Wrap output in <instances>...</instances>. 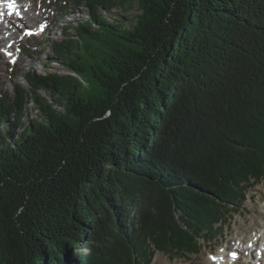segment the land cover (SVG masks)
Here are the masks:
<instances>
[{
	"label": "trees",
	"instance_id": "trees-1",
	"mask_svg": "<svg viewBox=\"0 0 264 264\" xmlns=\"http://www.w3.org/2000/svg\"><path fill=\"white\" fill-rule=\"evenodd\" d=\"M76 1L68 72L0 99V264L199 253L264 180V0ZM134 5L129 27L103 15Z\"/></svg>",
	"mask_w": 264,
	"mask_h": 264
},
{
	"label": "rangeland",
	"instance_id": "rangeland-1",
	"mask_svg": "<svg viewBox=\"0 0 264 264\" xmlns=\"http://www.w3.org/2000/svg\"><path fill=\"white\" fill-rule=\"evenodd\" d=\"M34 1L38 6L37 12H34L38 18L29 17L19 26L15 22L12 23L10 27L13 31H17L16 33L23 31L24 34L14 40L16 43H12V40L3 42L5 46L14 45L12 56L9 57L7 51L0 50V99L4 101L8 97H15L16 86L29 87L27 73L66 74L68 69L53 57L54 42L66 39L65 32L74 34L72 27L88 19L87 4H78L76 0H19V3L30 5ZM62 5L65 6L64 9ZM139 13L140 9L136 5L127 9L114 8L111 12L103 10V15L110 22L123 23L127 27L134 23L135 15ZM41 26H44L43 30ZM28 29L31 30V35L27 34ZM13 60L15 63L12 62ZM84 78L88 86L94 84L90 76L84 75ZM39 93L58 109L55 97L51 93L42 90ZM25 104L26 111L23 118H38L40 111L37 105L32 102ZM9 118L10 120L3 123L1 128H12V132H18V120L13 115ZM248 188L246 201L228 212L224 224L215 233L208 235L207 240H200L202 246L199 253L179 255L158 251L150 264H219L216 263V257L218 255L222 257L223 254L227 257L223 261L225 264H264V260L262 261L258 255V248L264 246V180L249 185ZM257 239H259L258 242H256ZM242 243L251 248L242 249L244 251L239 252L237 248H241ZM229 245L234 246L233 251L226 250ZM81 251L80 247L72 249L70 256L67 257V264L75 261ZM233 253L236 254L235 257Z\"/></svg>",
	"mask_w": 264,
	"mask_h": 264
},
{
	"label": "bare ground",
	"instance_id": "bare-ground-1",
	"mask_svg": "<svg viewBox=\"0 0 264 264\" xmlns=\"http://www.w3.org/2000/svg\"><path fill=\"white\" fill-rule=\"evenodd\" d=\"M19 1V0H18ZM17 5L19 6V11L21 13L20 16H17L15 15L14 13L12 15H8V13L5 15V19L2 20V23L0 22V50L1 49H4L5 51H14V49L12 50V48L14 47V45H4L3 42L6 40V42L8 41H11L12 43L15 42L14 40L18 39L19 36H23L24 32L23 31H18V33H16L17 31H13V28L10 27L12 23H16L18 26L20 24H24L26 22V20H28V18L32 17L33 19H37L38 18V15H36L34 12H37V4H35V1L32 2V4L30 5H24L22 2L19 3V2H16ZM24 10V11H23ZM3 11H6L8 12V10L5 8V10ZM36 21V20H35ZM19 23V24H18ZM13 25V24H12ZM13 31V32H12ZM28 33V32H27ZM7 34H11L10 36L7 35ZM16 43V42H15ZM8 47V48H7ZM7 48V49H6ZM11 48V49H10ZM3 53V52H2ZM259 239L256 240V242H258ZM242 247L241 248H237L239 252H242L244 250H248V248H251L250 246H245V244H241ZM228 249L226 250H231L233 251L234 250V246H231L229 245L227 247ZM244 249V250H242ZM250 251V249H249ZM231 253V252H230ZM217 261L216 263L218 262L219 264H225L223 263L224 259H227V257L223 254L222 257L220 255H218L216 257ZM261 260L263 261L264 260V246L263 248L261 249ZM253 264V263H252Z\"/></svg>",
	"mask_w": 264,
	"mask_h": 264
},
{
	"label": "snow or ice",
	"instance_id": "snow-or-ice-1",
	"mask_svg": "<svg viewBox=\"0 0 264 264\" xmlns=\"http://www.w3.org/2000/svg\"><path fill=\"white\" fill-rule=\"evenodd\" d=\"M6 8L8 10V15H12L13 13L17 16H20L21 13L19 11V7L16 3V0H0V17L3 16V9ZM44 26H41V30H43ZM29 35L32 34L31 30L27 33ZM9 56H11V53H7ZM15 63V60L12 61ZM233 257H235V253L232 254Z\"/></svg>",
	"mask_w": 264,
	"mask_h": 264
}]
</instances>
